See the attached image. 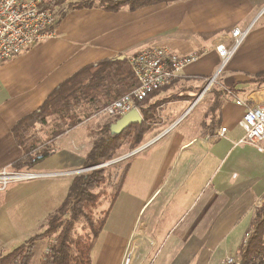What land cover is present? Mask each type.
<instances>
[{
    "label": "crops",
    "instance_id": "0c3cea01",
    "mask_svg": "<svg viewBox=\"0 0 264 264\" xmlns=\"http://www.w3.org/2000/svg\"><path fill=\"white\" fill-rule=\"evenodd\" d=\"M61 12L52 38L0 64V170L23 156L12 133L16 122L86 65L149 47H168L181 56L199 53L178 79L150 97L148 104L158 110L150 129L156 133L126 160L129 171L92 250V264L239 261V249L264 203V154L239 144L246 108L264 101V83L250 82L264 71V0H176L115 12L65 6ZM235 29H249V34L227 63L224 79L199 98L222 63L216 46L231 47ZM181 83L189 87L181 89ZM205 102L193 127L180 128ZM185 103L190 105L182 112ZM81 126L54 140L57 152L60 141L81 140ZM221 129H226L223 135ZM129 151L125 146L121 155ZM44 162L30 171L53 174L41 169ZM11 228L1 229L2 249L18 237Z\"/></svg>",
    "mask_w": 264,
    "mask_h": 264
},
{
    "label": "trees",
    "instance_id": "16d2710c",
    "mask_svg": "<svg viewBox=\"0 0 264 264\" xmlns=\"http://www.w3.org/2000/svg\"><path fill=\"white\" fill-rule=\"evenodd\" d=\"M70 1L47 0L45 6L52 9L59 7V12L56 10L59 22L65 14L60 13V10L64 9L67 3L69 10L101 7L106 11L115 12L123 7L133 10L149 4L176 0ZM250 82L258 86L262 85L264 71L252 77ZM136 86L137 80L127 58L124 60L107 58L81 68L57 86L40 107L19 119L13 126L14 139L23 150L22 158L12 164L13 169L17 171L33 169L57 152L58 147L54 144L56 138L77 127L85 117L101 111L105 106L131 92ZM158 91L160 90L151 93L144 101L138 103L143 117L141 123L130 125L120 134H111L110 126L119 119L113 118L105 125L96 127L95 131L92 130V133L100 132L102 135L92 140L83 167L97 168L74 177L63 205L48 218L46 230L34 235L28 242L10 253L0 256V264H31L37 241L51 237L54 239L53 244L40 264H92V250L118 198L130 167L129 163L117 167L98 166L113 161L125 146H128L129 152H132L143 143L157 118V107L148 103L150 97ZM50 118H54V127L42 137L39 127L46 126ZM114 169L118 172L113 173ZM108 187L113 188L112 193H109ZM108 197L111 199L109 207L103 210L101 218L96 220L95 211ZM71 203L73 204L71 211L67 216H63ZM80 221L86 225L81 233L77 230ZM239 256V264H264V203L257 209L253 227L239 249Z\"/></svg>",
    "mask_w": 264,
    "mask_h": 264
},
{
    "label": "built area",
    "instance_id": "2783aa9c",
    "mask_svg": "<svg viewBox=\"0 0 264 264\" xmlns=\"http://www.w3.org/2000/svg\"><path fill=\"white\" fill-rule=\"evenodd\" d=\"M46 1L0 0V64L55 35L54 27L58 22V14L56 9L45 6ZM248 34L249 29L244 31L235 29L232 33L234 42L231 47L223 43L216 46V52L222 65L229 63ZM200 57L199 53L181 56L168 47H149L127 56L130 69L137 80L136 88L105 106L97 115L121 118L134 109L138 110V103L144 101L151 93L170 86L180 77L186 67ZM214 79L213 77L211 81L208 80L199 98L205 95ZM236 103L246 106L238 99ZM239 124L245 131L239 144L253 145L264 154V101L256 106L247 107ZM225 131L226 129H221L219 135H223ZM146 146L135 149L121 157L120 160L128 159ZM10 168L0 171V191L5 190L11 183L59 175V173L15 171ZM226 262L227 264H239V261L233 257H228Z\"/></svg>",
    "mask_w": 264,
    "mask_h": 264
},
{
    "label": "rangeland",
    "instance_id": "374dc122",
    "mask_svg": "<svg viewBox=\"0 0 264 264\" xmlns=\"http://www.w3.org/2000/svg\"><path fill=\"white\" fill-rule=\"evenodd\" d=\"M78 1L80 0H71L70 2ZM65 6H68V3ZM226 65H222V63H220V67H218L213 75L215 79L210 85L208 91L205 93L204 97L209 93V91H212L213 88L217 86V84L219 85L218 82L221 79H224ZM212 79L213 78L207 79L206 83L203 85V88L200 89V92H202L206 88L207 83L209 82L208 80L211 81ZM179 87L181 89H185L188 88L189 85L181 83ZM183 94L186 95L187 93ZM185 105L186 107L182 109V112H184L186 108H188L190 103H185ZM205 105L206 102L200 105L188 118H186L189 115L187 113L182 121L185 118L186 120L183 121L180 128L193 127L191 124H193L194 120H197V117L202 113ZM82 109L83 107L80 108L79 112ZM97 114L98 112H94L91 116L84 118L82 126L80 127V141H78L76 144H73L70 140L60 141L59 151L53 157L46 159L42 164L45 168L41 169L51 171V173L59 172V175L44 176L32 180L11 183L8 186V189L10 190V192L8 191L9 193L5 192V190L0 191V232H2V230L6 231V233L8 232V230L12 232L11 227H13L14 232L18 235L14 243L7 246L6 249L1 248L3 247V245L0 246V256L8 254L20 245L28 242V240L31 239L34 235L43 233L47 228L48 218L56 213L66 200L73 178L87 172L83 167L84 158H82L81 156H84L85 152L89 148V138L91 137V139L93 140L94 138H99L102 135L100 132L92 133V130H94L98 126H103L109 121L113 120V118L106 115ZM175 116L177 117L179 116V114ZM82 117H84V114L82 115ZM48 121L49 122L46 126L39 128V132L42 137H45L46 134L51 132L54 127V118H50ZM89 131L91 135L89 134ZM155 133L156 132L154 130H150L145 136L144 140H149L155 135ZM126 148H128V146H126ZM78 156L80 157L78 158ZM123 156L124 155H121V152H119L114 158L113 163L110 164L109 167L124 166L127 159L120 160V158ZM8 167H11L10 169H13L12 165H9ZM22 171L26 172V170ZM38 171L39 169L35 170V172ZM114 171L118 172L117 169H114L113 173H115ZM17 186V195L9 196L11 193H13L11 190ZM107 189L109 193L113 192L112 187H108ZM110 200V197L104 199L103 205L95 211L96 220L100 219L102 216L101 212L108 208ZM72 207L73 204L71 203L67 208L65 214L62 215L67 216ZM81 221L83 220L81 219ZM83 222L77 225V230L79 233L83 232L82 228L84 226L86 227L85 223ZM53 241L54 239L52 237L37 241L35 256L31 264H40L44 255L50 250Z\"/></svg>",
    "mask_w": 264,
    "mask_h": 264
},
{
    "label": "water",
    "instance_id": "95a60500",
    "mask_svg": "<svg viewBox=\"0 0 264 264\" xmlns=\"http://www.w3.org/2000/svg\"><path fill=\"white\" fill-rule=\"evenodd\" d=\"M118 59L124 60L125 56H120V57H118ZM142 121H143V118L141 116V113L137 109H134V110L130 111L129 113H127L126 115L119 118L116 122H114L110 126V132H111V134H120L126 128H128L130 125L141 123ZM112 162L113 161L108 162V163L103 164V165H100L98 167L109 166ZM95 168H97V167L88 168V169H85V171L92 170Z\"/></svg>",
    "mask_w": 264,
    "mask_h": 264
}]
</instances>
